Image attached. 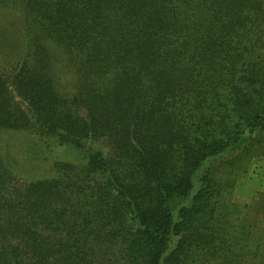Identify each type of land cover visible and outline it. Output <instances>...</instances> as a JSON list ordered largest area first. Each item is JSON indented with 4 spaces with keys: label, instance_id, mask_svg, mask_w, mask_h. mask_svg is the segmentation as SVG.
I'll use <instances>...</instances> for the list:
<instances>
[{
    "label": "trees",
    "instance_id": "1",
    "mask_svg": "<svg viewBox=\"0 0 264 264\" xmlns=\"http://www.w3.org/2000/svg\"><path fill=\"white\" fill-rule=\"evenodd\" d=\"M0 5L21 7L24 39L0 134L79 156L26 180L0 155V264H264L214 165L264 129V0Z\"/></svg>",
    "mask_w": 264,
    "mask_h": 264
},
{
    "label": "rangeland",
    "instance_id": "2",
    "mask_svg": "<svg viewBox=\"0 0 264 264\" xmlns=\"http://www.w3.org/2000/svg\"><path fill=\"white\" fill-rule=\"evenodd\" d=\"M21 16L19 5H0V73L8 84L24 47ZM59 76L60 85H70L71 78L65 70H60ZM9 90L14 100L21 103L14 88L10 86ZM243 141L236 151L214 164L218 168L216 178L233 184L237 201L250 208V223L258 229L256 238L264 242V129H257L253 136ZM0 155L10 171L26 180L53 177L57 163L79 161L73 149L26 131L2 132Z\"/></svg>",
    "mask_w": 264,
    "mask_h": 264
}]
</instances>
